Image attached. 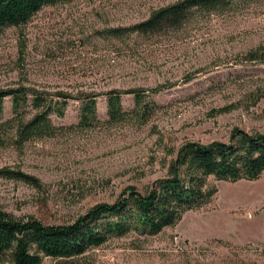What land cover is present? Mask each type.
Returning a JSON list of instances; mask_svg holds the SVG:
<instances>
[{
	"label": "rangeland",
	"instance_id": "rangeland-1",
	"mask_svg": "<svg viewBox=\"0 0 264 264\" xmlns=\"http://www.w3.org/2000/svg\"><path fill=\"white\" fill-rule=\"evenodd\" d=\"M180 1L68 0L45 6L25 26L0 30V90L70 97L63 116H50L56 133L23 145L5 124L16 116L12 99H5L0 210L71 224L130 188L147 194L168 177L185 144L229 142L237 129L264 134V63L248 60L264 50V0H232L159 34H107ZM133 90L157 108L143 114L135 96L123 94L125 113L112 119L108 94ZM88 96L96 98L97 120L83 127ZM31 102L30 96L25 120L37 113ZM207 186L215 189L210 200L158 235L131 231L80 257L42 264H264V173L255 181L210 177ZM0 264H11L9 255Z\"/></svg>",
	"mask_w": 264,
	"mask_h": 264
},
{
	"label": "trees",
	"instance_id": "trees-1",
	"mask_svg": "<svg viewBox=\"0 0 264 264\" xmlns=\"http://www.w3.org/2000/svg\"><path fill=\"white\" fill-rule=\"evenodd\" d=\"M68 0H0V30L22 27L45 6ZM232 0H182L155 11L147 20L129 28L111 29L108 35L122 38L131 33L154 35L181 28L199 11L222 9ZM249 61L264 63V50L250 53ZM162 89H154L157 93ZM143 91L111 92L108 94V115L118 119L124 115L121 104L123 94H133L136 106L143 114L157 108L154 101L144 103ZM55 100L46 92L26 87L0 90V117L4 101L12 99L14 118L5 124L16 129V142L23 145L32 140L51 137L57 128L50 116H63L70 97L56 93ZM37 113L29 120L23 116V107ZM80 126L87 127L97 120L95 96L82 100ZM13 124V125H12ZM264 173V134H250L237 129L229 142L202 145L185 144L171 164L168 177L157 180L147 194L135 188L124 192L112 204L94 206L71 224H45L35 217L17 218L0 210V258L9 255L11 264H42L45 258L71 259L84 255L112 237H121L131 231L155 236L165 228L174 226L182 215L201 207L210 200L215 189L207 186L210 177L218 181H255ZM10 175L24 181H34L31 176L18 172ZM37 183V182H36ZM37 185V184H36Z\"/></svg>",
	"mask_w": 264,
	"mask_h": 264
}]
</instances>
